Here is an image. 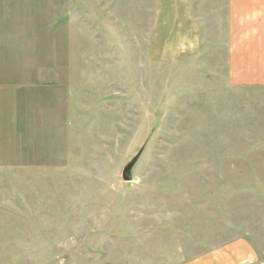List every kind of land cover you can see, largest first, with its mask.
Segmentation results:
<instances>
[{
	"label": "rangeland",
	"instance_id": "obj_1",
	"mask_svg": "<svg viewBox=\"0 0 264 264\" xmlns=\"http://www.w3.org/2000/svg\"><path fill=\"white\" fill-rule=\"evenodd\" d=\"M184 1L0 0V85H43L0 122V264L264 263V86Z\"/></svg>",
	"mask_w": 264,
	"mask_h": 264
},
{
	"label": "crops",
	"instance_id": "obj_2",
	"mask_svg": "<svg viewBox=\"0 0 264 264\" xmlns=\"http://www.w3.org/2000/svg\"><path fill=\"white\" fill-rule=\"evenodd\" d=\"M177 1L175 9L180 17L181 4L185 1ZM226 6L225 42L229 82L231 85L264 86V0H226ZM38 88L43 89V85H0V122L26 123L30 119L33 102L37 99L36 93L39 94ZM20 128L21 125L17 129ZM7 131L0 134V143L4 147L8 138L5 134ZM256 258V254H253V259ZM251 260L252 253L239 251L212 256V264H251Z\"/></svg>",
	"mask_w": 264,
	"mask_h": 264
},
{
	"label": "water",
	"instance_id": "obj_3",
	"mask_svg": "<svg viewBox=\"0 0 264 264\" xmlns=\"http://www.w3.org/2000/svg\"><path fill=\"white\" fill-rule=\"evenodd\" d=\"M144 148L141 150L140 154L136 156L123 170L122 179L124 182H130L132 180V171L139 160L141 154L143 153Z\"/></svg>",
	"mask_w": 264,
	"mask_h": 264
}]
</instances>
